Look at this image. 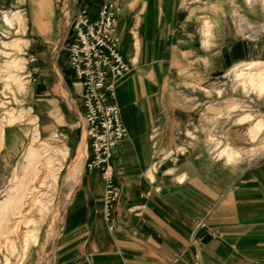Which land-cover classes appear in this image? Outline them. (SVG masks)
<instances>
[{"label": "crops", "instance_id": "1", "mask_svg": "<svg viewBox=\"0 0 264 264\" xmlns=\"http://www.w3.org/2000/svg\"><path fill=\"white\" fill-rule=\"evenodd\" d=\"M12 1L0 0V8ZM102 2L27 0L21 32L20 25L0 20V33L16 28L22 48L37 58L38 81L26 97L42 135L64 136L63 215L48 264H198L192 235L200 220L208 226L201 231L203 264H264V157L229 166L211 159L199 143L178 162L164 161L147 175L159 153L180 142L183 128L203 121L207 77L202 59L193 58L181 0H117V36L131 71L117 84L128 135L112 158L121 197L113 211L115 227L108 229L101 170L85 166L90 149L82 128L83 86L66 49L81 7L95 12ZM25 140L24 130H9L6 148L15 155Z\"/></svg>", "mask_w": 264, "mask_h": 264}, {"label": "rangeland", "instance_id": "2", "mask_svg": "<svg viewBox=\"0 0 264 264\" xmlns=\"http://www.w3.org/2000/svg\"><path fill=\"white\" fill-rule=\"evenodd\" d=\"M58 1L62 3L64 0ZM235 6L255 26L256 31L264 26V6L260 3L250 6L246 0H181L184 18L189 23L186 30L190 33L189 40L195 51L193 58L202 59L199 61L207 77L206 83L201 87L205 94L203 109L198 106L205 114V119L202 118L206 120L204 126L210 138L219 134L227 138L219 146L225 144L245 150L264 145V129L256 141L251 140L256 131L255 123L264 118V94L261 93L263 84L256 81L252 85L250 78L244 76L236 79L235 72L231 69L235 66L241 68L248 62L254 64L255 70L264 69V31L260 29L257 36H252L254 29L243 33ZM26 9L27 0H13L0 8V20L8 26L16 25L17 28L20 25L21 32L26 24ZM73 9L76 11L77 7L74 6ZM207 20L212 22L209 25L212 32L210 41L204 35L209 28L205 25ZM16 28L3 32L8 38L0 40V264H48L52 243L63 215L64 190L60 167L62 163L64 165L66 150L63 148L62 133L42 135L38 113L27 101L29 87L38 81L37 71L34 72L36 81L27 89L19 75L6 78L7 69L18 72L24 67L25 59L18 54L22 52L24 39L18 35L20 32ZM238 41L251 43L253 52L246 58L234 60L231 67L226 68L224 48L232 47ZM196 50L201 53H196ZM204 57H207V64ZM222 69L226 70L224 75L217 76V71ZM240 102H244L243 108L228 110ZM12 129L26 132V140L15 155L6 148L7 134ZM32 148L36 151L31 152ZM63 157L65 158L61 160ZM263 157L264 153H260L251 160L235 165L227 163L221 157L218 161L238 166L254 163ZM45 186H51V191L44 197L47 203L45 207L37 204L31 208H21L30 196L31 188H35L36 197H29L30 203L35 198H42ZM5 203L8 206L3 210L1 205ZM20 210L24 215L15 219L14 213ZM28 234L33 235L28 240L29 246L25 253Z\"/></svg>", "mask_w": 264, "mask_h": 264}, {"label": "built area", "instance_id": "3", "mask_svg": "<svg viewBox=\"0 0 264 264\" xmlns=\"http://www.w3.org/2000/svg\"><path fill=\"white\" fill-rule=\"evenodd\" d=\"M120 11L121 7L117 0H104L95 12L87 6L81 7L73 18L69 40L66 43L70 67L76 80L83 86L82 128L90 149L85 166L89 170L93 168L101 170L105 181L103 216L110 231L115 227L112 220L114 207L121 197V188L116 181L112 158L118 143L128 135L117 103V84L131 71L130 63L120 50V40L117 36ZM2 38L8 37L0 33V40ZM18 54L25 59L24 67L18 72L7 69L6 78L19 75L27 89L36 81L34 72L37 68L34 63L37 58L25 48ZM200 115L205 119L204 113L200 112ZM205 123L206 120L198 119L183 128L180 131V142L175 147L160 152L154 165L148 169L147 175L155 173L164 161L178 162L181 156L186 155L198 143L205 145L212 159L221 160L216 144L227 138L220 134L210 138ZM203 229H208L206 222L197 221L192 235V245L198 264H203L201 253ZM210 234L217 236L213 231ZM87 260L91 262L90 256H87Z\"/></svg>", "mask_w": 264, "mask_h": 264}, {"label": "bare ground", "instance_id": "4", "mask_svg": "<svg viewBox=\"0 0 264 264\" xmlns=\"http://www.w3.org/2000/svg\"><path fill=\"white\" fill-rule=\"evenodd\" d=\"M246 1L250 6H255L259 3L264 6V0H246ZM234 10L236 12V15L240 17L241 27H242L241 29H242L243 33L247 32V31H251V29H254L255 32L252 36H257L261 32V30L264 31V26L259 27V30L256 31L255 26L251 25L248 22V20L241 14L238 6H235ZM205 25H207L210 28L209 25H212V22L210 20H207ZM209 28H208V31H206L204 33V35L206 37L205 39L207 41H210L211 37H212L211 28L210 29ZM231 71L235 72V75L237 77L236 79H238L239 77H242V76L249 77L252 85H254V83H256V81L261 82L263 84V87L261 89V93L264 94V69H261V70L256 69L255 70L254 64L251 62H248V63H244L243 67H241V68H238V66L233 67L231 69ZM244 106H245L244 102H240L237 105L232 106L228 110H233L236 108H243ZM255 129H256V131L254 132V134H252L253 136L251 138L253 141L257 140V138L259 137V135L262 132V129H264V118H260V120H258L255 123ZM216 145H218V144H216ZM218 148H219L218 156L221 157L222 159H225L227 163L234 164V165L239 164L245 160H251L254 156H256L260 153H264V145L258 146V147H251V148L245 149V150L235 149V148H232L229 145H225V144H222L220 146L218 145ZM32 150L36 151L34 148L31 149V152H32ZM83 155H85V144H84V142L80 148V156H83ZM42 185H44L43 181H42ZM45 189H46V191L43 192L42 198H37V199L35 198V200H33L34 202L30 203L28 200L29 197L30 198L36 197L35 188H31L30 196L24 201L23 205H25V206L21 205V208H23V207H25V209L27 207L31 208L33 205H37V204L42 206V207H45L47 203H46V200L44 199V197H46L48 195L49 191H51V186H45ZM7 206L8 205L6 203L4 205L3 204L1 205V207H3V210L6 209ZM14 214H15V216H14L15 219L21 218V216L24 215L23 211H21V210L16 211ZM30 233H31V231H30ZM28 235L29 236L26 238V241H28L30 239L31 235H33V234H28ZM35 241H36V239H35ZM28 246H29V241L25 244V249H24L25 253L27 252ZM41 261H43V260H41Z\"/></svg>", "mask_w": 264, "mask_h": 264}, {"label": "water", "instance_id": "5", "mask_svg": "<svg viewBox=\"0 0 264 264\" xmlns=\"http://www.w3.org/2000/svg\"><path fill=\"white\" fill-rule=\"evenodd\" d=\"M253 45L246 41H238L232 47L224 48V61L225 67L228 68L233 64L234 60H239L248 57L253 52ZM225 69L218 70L216 75L221 76L224 75Z\"/></svg>", "mask_w": 264, "mask_h": 264}]
</instances>
